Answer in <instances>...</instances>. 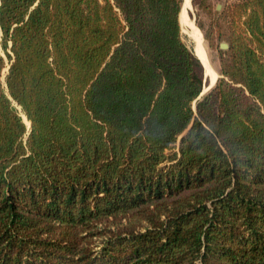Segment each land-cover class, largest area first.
I'll list each match as a JSON object with an SVG mask.
<instances>
[{"label": "trees", "instance_id": "obj_1", "mask_svg": "<svg viewBox=\"0 0 264 264\" xmlns=\"http://www.w3.org/2000/svg\"><path fill=\"white\" fill-rule=\"evenodd\" d=\"M183 1L0 0V264H264V0L201 98Z\"/></svg>", "mask_w": 264, "mask_h": 264}, {"label": "rangeland", "instance_id": "obj_2", "mask_svg": "<svg viewBox=\"0 0 264 264\" xmlns=\"http://www.w3.org/2000/svg\"><path fill=\"white\" fill-rule=\"evenodd\" d=\"M234 1L236 0H208L209 7H204L203 5L199 4L200 3L199 0L197 1L199 3H195L194 0H191L190 6L186 10V17L180 18V23H181L182 31L184 34V39L187 43L193 46V49L194 47L196 48V53L198 54L199 57H201L199 46L191 39L189 35L190 30H191V23L193 24L194 30L197 33V35L205 41L207 45L208 55L210 58L209 60H211L210 63H212L211 72L208 70L211 76V79L213 78L216 79L218 74L221 75L220 74V68H221L220 55L218 53V49L215 46L211 45V42H214L215 45L219 43V41L216 39L217 32H218L217 22L222 23V21L219 19L220 16L219 14H217V11H221L224 8V6ZM6 72H7V69L4 71V73ZM213 74L215 76H213ZM20 113H22L21 109H20Z\"/></svg>", "mask_w": 264, "mask_h": 264}, {"label": "bare ground", "instance_id": "obj_3", "mask_svg": "<svg viewBox=\"0 0 264 264\" xmlns=\"http://www.w3.org/2000/svg\"><path fill=\"white\" fill-rule=\"evenodd\" d=\"M190 3H191V0H184L182 14H181L182 18L186 17V10L190 6ZM189 35H190L191 39L199 46L200 56L204 60V62L206 64V67H207V70H209L211 72V63H210V60H209L210 58H209L208 51H207V45H206L205 41L203 39H201L197 35V33L194 30V27H193L192 23H191V30H190ZM5 74L3 76V82L5 81ZM213 76H215V75L213 74ZM214 80L215 79L213 78L212 81L214 82ZM23 119L27 123V126L30 127V124H29L28 120L26 119V117L24 115H23Z\"/></svg>", "mask_w": 264, "mask_h": 264}, {"label": "water", "instance_id": "obj_4", "mask_svg": "<svg viewBox=\"0 0 264 264\" xmlns=\"http://www.w3.org/2000/svg\"><path fill=\"white\" fill-rule=\"evenodd\" d=\"M184 2V1H183ZM220 48L221 49H228L229 48V44L228 43H226V42H222L221 44H220ZM194 51H195V48L193 49ZM196 53V52H195ZM197 55V54H196ZM198 56V55H197ZM198 58L201 60V62H202V64L204 65V67H205V71H206V76L209 78V85L208 86H206L205 87V89L203 90V92L201 93V95L199 96V98H201V96H203V95H205L208 91H210L213 87H214V85L216 84V82H217V80H218V78L219 77H222L221 75H217V77H216V79H215V81L213 82L212 81V79H211V76H210V74H209V72H208V70H207V67L205 66V62H203V60H202V58L201 57H199L198 56ZM210 62H211V60H210ZM212 64V63H211ZM7 70H8V68H7ZM17 108H18V110H19V112H20V109H21V107H19V106H17ZM20 115H21V113H20ZM22 116V115H21ZM23 117V116H22ZM25 121V120H24ZM26 123V122H25ZM27 124V123H26ZM30 127H31V122H30ZM29 127V128H30Z\"/></svg>", "mask_w": 264, "mask_h": 264}]
</instances>
